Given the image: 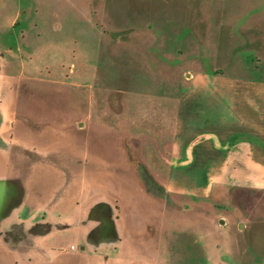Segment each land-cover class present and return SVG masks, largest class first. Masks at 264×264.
I'll list each match as a JSON object with an SVG mask.
<instances>
[{
  "label": "crops",
  "instance_id": "obj_1",
  "mask_svg": "<svg viewBox=\"0 0 264 264\" xmlns=\"http://www.w3.org/2000/svg\"><path fill=\"white\" fill-rule=\"evenodd\" d=\"M117 4L118 15L131 13L133 28L161 27L168 51L194 35L210 44L214 59L223 28L235 27L228 16L224 20L222 0ZM253 10L262 22L264 5L249 12ZM3 46L0 264H162V254L172 245L188 251L201 242L187 243L192 235L176 233L166 224L172 191L183 201L182 187H190L187 194L198 201L216 183L230 187L235 180L251 182V173H264V163L249 156L250 143L244 142L237 146L241 160L228 158L208 179L204 193L208 185L202 169L186 163L190 148L181 149L176 142L180 124L187 122L186 95L171 94V86L153 81L132 79L128 88H112L70 79L59 68L51 72L21 60L16 66L19 57ZM210 75L209 70L191 74L203 81H211ZM249 87L260 92L259 101L242 105L244 122L252 127L263 114L264 84ZM226 244L229 248L228 240Z\"/></svg>",
  "mask_w": 264,
  "mask_h": 264
},
{
  "label": "rangeland",
  "instance_id": "obj_2",
  "mask_svg": "<svg viewBox=\"0 0 264 264\" xmlns=\"http://www.w3.org/2000/svg\"><path fill=\"white\" fill-rule=\"evenodd\" d=\"M222 2L224 20L228 16L235 27L223 28L214 59L210 44L194 35L168 51L162 43L164 30L133 28L130 12L118 15L117 0H0V46L13 49L19 57L16 66L21 60L51 72L59 68L70 79L103 82L112 88H128L132 79L153 81L171 86V94L186 95L187 122L180 124L176 142L181 149L190 148L186 163L202 169L207 193L211 175L213 179L228 158L240 159L238 145L250 143L249 156L264 163V109L257 116L259 122L250 127L242 108L244 102L259 101L260 92L249 85L264 84V33H258L264 31V15L259 22L258 13L249 12L264 0ZM244 20L249 25L244 27ZM119 68L122 75L117 74ZM201 70H209L212 80L191 76ZM253 179L260 182L255 185ZM263 183L264 173L258 172L251 173V182L235 180L230 187L223 181L213 183L211 192L198 201L187 194L190 187L181 186L183 201L172 191L166 224L176 233L192 235L187 243L201 242L188 251L172 245L162 254L165 264H264Z\"/></svg>",
  "mask_w": 264,
  "mask_h": 264
},
{
  "label": "built area",
  "instance_id": "obj_3",
  "mask_svg": "<svg viewBox=\"0 0 264 264\" xmlns=\"http://www.w3.org/2000/svg\"><path fill=\"white\" fill-rule=\"evenodd\" d=\"M72 249H74V246H71Z\"/></svg>",
  "mask_w": 264,
  "mask_h": 264
}]
</instances>
